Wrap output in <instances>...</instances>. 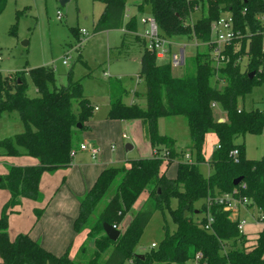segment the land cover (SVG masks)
<instances>
[{"label":"trees","instance_id":"obj_1","mask_svg":"<svg viewBox=\"0 0 264 264\" xmlns=\"http://www.w3.org/2000/svg\"><path fill=\"white\" fill-rule=\"evenodd\" d=\"M103 4V11L93 25V32L124 27L123 39L116 49L127 53L124 42L135 40L140 49L138 76L142 80V94L134 91L136 99L125 103L129 94L118 79L110 81L107 118L119 121L139 120L147 135L153 154L151 157L129 161L128 167L110 166L97 175L93 185L80 200L72 228L83 233L85 240L74 257L66 251L57 256L30 238L19 233L10 238L7 232L9 213L22 199L41 200L39 181L42 173L67 168L71 153L80 145V134L88 129L93 106L83 95L81 80H73L71 71L65 83L51 66H38L0 75V115L16 112L24 131L0 139L3 155H26L37 163L30 166H10L0 176V187L8 192V199L0 210V264H264V227L251 239L229 218L213 198L234 194L246 198L247 208H255L264 215V157L254 160L244 155L239 136L260 134L264 131V110L245 111L239 101L251 88L264 79V53L261 51L264 24V0H142L137 8H149L159 35L167 40L185 38L198 41L191 58V72L176 76L168 62L160 61L146 48L138 33L139 20L131 17L124 22L125 0H92ZM7 0H0V12ZM206 14L191 21V14L202 9ZM228 13L232 17L234 37L222 54L225 59L216 67L210 55L211 24ZM78 41L79 30L71 28ZM185 64V63H184ZM253 72L252 77L250 74ZM29 78L35 96L28 95ZM223 113L218 121L215 110ZM183 116L187 122L190 145L176 146L175 140L161 134L158 119ZM80 125V127H78ZM209 134L216 137V145L208 160L202 156V146ZM236 149L237 161L231 152ZM188 152L191 162L184 160ZM166 154L165 158L162 154ZM175 163V177L166 176L168 167ZM206 163L209 174L204 176L199 164ZM241 177L237 185L233 180ZM109 199L98 208L103 198ZM144 202L133 210L139 196ZM176 206L171 207V201ZM201 201L199 208L195 203ZM36 220L44 208H34ZM156 211L164 218V235L154 248L141 256L134 253L139 238ZM131 214L128 225L121 229L124 217ZM167 213L174 229L165 223ZM212 221L207 225V217ZM115 226L120 231L111 241L104 234L102 224ZM94 240V247L87 241Z\"/></svg>","mask_w":264,"mask_h":264},{"label":"rangeland","instance_id":"obj_2","mask_svg":"<svg viewBox=\"0 0 264 264\" xmlns=\"http://www.w3.org/2000/svg\"><path fill=\"white\" fill-rule=\"evenodd\" d=\"M142 0H125V23L129 18L137 19L150 17L149 8L144 6L142 10L137 4ZM103 10L100 2L92 0H7L3 10L0 12V75L29 69L38 66H51L65 83L66 75L71 71L73 80H81L82 92L93 106L91 129L80 134V140L94 145L98 148L96 159L101 155L110 157V166L128 167L129 161L150 157L152 154L150 143L145 130L139 120L121 122L107 118L109 107L108 84L114 79L120 80L122 86L128 91L136 90L142 94L144 85L138 76L139 61L134 55L135 48L130 47L133 52L131 56L124 59H116L115 46L120 41L122 32L120 30L101 31L94 33L93 25ZM61 14L57 19L56 14ZM206 14V3L203 2L202 9L191 14V21L194 22ZM71 28L87 31V36L78 41ZM124 27L120 29L123 31ZM147 27L144 26V30ZM80 38V36H78ZM171 50L177 52L181 44L184 45L185 64L177 69H172L173 75L182 76L191 72L193 65L191 58L194 56L196 47L202 48L200 42H188L185 38L174 37L169 40ZM179 44V45H178ZM66 61V64L63 63ZM103 73L109 75L106 79ZM28 95L35 96V91L27 77ZM124 101L127 99L124 97ZM239 106L245 111L251 109L264 110V79L261 83L254 85L251 91L239 101ZM215 117L217 115L215 110ZM157 127L159 132L175 140L178 147L184 148L190 145L187 122L183 116H167L158 119ZM24 131V126L16 112H4L0 115V139L11 137ZM126 138L123 139L122 134ZM242 143L244 155L248 159H260L264 157V131L260 134H248L239 136L235 140ZM214 134L205 138L202 146V156L208 160L212 147L216 144ZM132 146L130 150L125 145ZM32 157L26 155L6 156L0 150V176L4 175L10 166H29L23 161ZM199 170L204 175L209 174L206 163L199 164ZM176 165L171 164L166 176L175 177ZM56 177V179H55ZM62 183V176L58 172H44L39 183V192L42 194V201H50ZM8 199V192L0 187V210ZM109 199L107 194L98 208H101ZM40 200V201H41ZM144 202V195L139 196L134 204L133 210H138ZM201 201L195 203L199 208ZM176 206V200L171 201V207ZM34 208H41V205L31 199H22L14 211L9 213L7 220V232L10 237L19 233L32 232L36 229L37 223ZM131 212L128 213L122 223L121 229L125 228L131 220ZM246 222L244 231H247V224L253 220L250 215H243ZM165 223L169 230L174 229L170 216L165 213ZM164 218L161 211H156L149 223L143 230L134 253L141 256L151 249V244L157 246L164 235ZM85 240L83 233L77 234L76 239L68 242L63 248L57 250L62 253L68 245L74 253L80 244ZM88 247H94V240L87 241ZM73 257V256H72ZM124 264H133L126 261ZM157 264V263H154ZM184 264H194L188 261Z\"/></svg>","mask_w":264,"mask_h":264},{"label":"crops","instance_id":"obj_3","mask_svg":"<svg viewBox=\"0 0 264 264\" xmlns=\"http://www.w3.org/2000/svg\"><path fill=\"white\" fill-rule=\"evenodd\" d=\"M144 26L145 25L142 24L140 21L138 22V33L137 34H139L140 36L142 32L144 31L143 29ZM116 30H120L122 32V35L120 37V41L117 43L118 45H116L114 48H117L118 46H120L122 39H123V34H124V28H123V31L120 28L115 29V31ZM109 31H112V30H109ZM105 32H108V31H105ZM124 46L127 48V53L118 54V52H116V55H115L116 59H124V58L131 56L133 52L130 51V47L131 48L134 47L135 48L134 55L137 57L138 61L140 60L141 49L135 40H133L131 37H128L126 41L124 42ZM180 47H183V50L185 48L183 44H181ZM103 77H104V73H103ZM107 77L109 78V75H107ZM107 77H104V78L106 79ZM134 91L136 90L134 89L130 90L129 94L125 96L127 101H124V100L123 101L127 104L136 101L140 105H144V99L140 97L136 99V97L134 96ZM96 109L97 108L95 107L94 110ZM216 111H217V115H220L217 117L218 120L219 119L223 120L222 111L218 109ZM91 121L92 120L88 122L87 124L88 129L86 130L91 129L92 127ZM121 122H127V121H121ZM80 144H87V142H83V140H80ZM213 148L214 147H212V149ZM130 149H126V150H130ZM181 149H186V147L181 148ZM151 152L153 154L152 148H151ZM152 154L150 155V157L152 156ZM96 157L97 155L94 158L91 157L88 151L80 150L78 147L76 149V152L72 158L70 165L67 168L57 169L54 171V172H58L59 175L62 176V183L58 187V190L55 192L52 199L50 201H45V200L35 201L36 203L41 205V207L44 208V211L42 215L40 216V220L37 223L36 229L32 232L30 231L27 233L29 234L31 239L38 242L44 249L50 251L51 253L57 256L63 254L68 247L70 248V245H68L62 253H59L57 250H60L61 248H63L68 242L71 243L72 240L73 239L75 240L77 237V234L73 232L72 224L77 215L80 200L83 198L85 193L93 185L100 171H102L106 167H110V157L109 156H106L103 154L98 159H96ZM23 162L29 166L35 165L37 163L35 158H31L30 160H27L26 162L23 161ZM41 199H42V196H41ZM252 210L253 209H249L250 212ZM244 215H247V214H244ZM247 225H248L247 231H244V233L248 236V238H251V239L255 238L257 233L260 230H262V228L264 227V225L255 223L254 221H252L250 224H247ZM10 238H13V237H10ZM77 250L74 253H72L71 250H69V256L74 257Z\"/></svg>","mask_w":264,"mask_h":264},{"label":"built area","instance_id":"obj_4","mask_svg":"<svg viewBox=\"0 0 264 264\" xmlns=\"http://www.w3.org/2000/svg\"><path fill=\"white\" fill-rule=\"evenodd\" d=\"M56 17L57 19H61V14L57 12ZM259 19L264 24V15L260 16ZM139 21L147 27L142 32L141 36L145 40L148 51L153 52L158 60L168 62L172 69L182 67L185 63L183 47H179L177 52L171 50L169 40L164 39L159 35L157 24L151 16L148 18L141 17ZM210 30L212 39L205 43V45L211 46L210 55L214 66L217 67L225 59L222 51L230 44L234 37L231 15L228 13L222 14L219 19L211 24ZM79 34L81 37L80 39L82 40V38L87 36V31L80 29ZM200 45H202V43H200ZM261 51L264 53V30L262 31ZM63 63L66 64V61H63ZM104 77H107L106 73H104ZM122 137L125 138L126 136L123 134ZM79 149L88 151L93 158L98 152V149L95 146L87 144H80ZM74 154L75 152L73 151L71 155L74 156ZM231 155L233 156L234 161H237L236 156L238 155V152L236 149L231 152ZM165 156L166 154L163 153L162 157L165 158ZM183 158L186 162H191V157L188 152L185 153ZM213 202L221 205L222 210L228 212L231 220L237 221V227L242 233H244V226L246 225V222L242 217L244 214L250 215L255 223L264 225V215L255 208L250 212L249 208H247L249 201L244 197L238 198L234 194H222L215 196ZM211 221V217L208 216L207 225H205L206 228ZM113 227L115 228V226ZM151 247L154 248L155 244H151ZM198 256L199 255H196L194 261H192L194 264H198Z\"/></svg>","mask_w":264,"mask_h":264},{"label":"water","instance_id":"obj_5","mask_svg":"<svg viewBox=\"0 0 264 264\" xmlns=\"http://www.w3.org/2000/svg\"><path fill=\"white\" fill-rule=\"evenodd\" d=\"M244 1H246V0H244ZM63 2H64V0H61V3H63ZM252 75H253V72L250 74V77H252ZM218 121L221 122L222 120L219 119ZM78 127H80V125H78ZM130 148H131V146L129 144L125 145V149H130ZM240 181H241V177H238V178L234 179L233 180V185H237ZM102 229H103L104 234L111 241H115L118 238L119 234H120L119 230L114 228L112 225H109V224H106V223L102 224Z\"/></svg>","mask_w":264,"mask_h":264}]
</instances>
